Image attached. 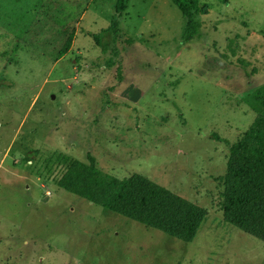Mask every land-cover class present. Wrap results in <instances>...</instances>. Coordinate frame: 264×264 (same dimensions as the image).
Returning <instances> with one entry per match:
<instances>
[{
    "label": "rangeland",
    "instance_id": "rangeland-1",
    "mask_svg": "<svg viewBox=\"0 0 264 264\" xmlns=\"http://www.w3.org/2000/svg\"><path fill=\"white\" fill-rule=\"evenodd\" d=\"M201 2L184 43L172 0H130L103 52L115 0H0V264H264L222 209L230 145L264 113V0ZM61 154L200 206L195 238L60 187Z\"/></svg>",
    "mask_w": 264,
    "mask_h": 264
},
{
    "label": "trees",
    "instance_id": "trees-1",
    "mask_svg": "<svg viewBox=\"0 0 264 264\" xmlns=\"http://www.w3.org/2000/svg\"><path fill=\"white\" fill-rule=\"evenodd\" d=\"M172 2L184 17L182 41L188 43L201 38L200 18L207 13V6L201 0ZM129 3L130 0H115L116 15L108 27L94 35L103 52L108 51L107 36L123 38L119 18L127 12ZM136 38L129 35L124 40L131 45ZM229 150L222 202L225 218L264 241V113L257 111L250 128ZM59 161L66 169L58 184L65 190L183 241H192L198 233L205 210L165 187L140 175L118 178L105 173L98 168L93 155L84 162L61 154Z\"/></svg>",
    "mask_w": 264,
    "mask_h": 264
},
{
    "label": "crops",
    "instance_id": "crops-1",
    "mask_svg": "<svg viewBox=\"0 0 264 264\" xmlns=\"http://www.w3.org/2000/svg\"><path fill=\"white\" fill-rule=\"evenodd\" d=\"M40 1V3H45L47 0H39Z\"/></svg>",
    "mask_w": 264,
    "mask_h": 264
}]
</instances>
